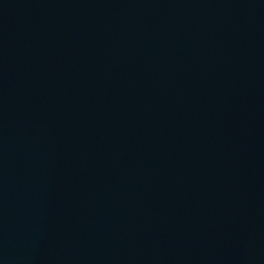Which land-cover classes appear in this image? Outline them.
<instances>
[{
	"label": "water",
	"instance_id": "obj_1",
	"mask_svg": "<svg viewBox=\"0 0 264 264\" xmlns=\"http://www.w3.org/2000/svg\"><path fill=\"white\" fill-rule=\"evenodd\" d=\"M0 264H264V0H0Z\"/></svg>",
	"mask_w": 264,
	"mask_h": 264
}]
</instances>
